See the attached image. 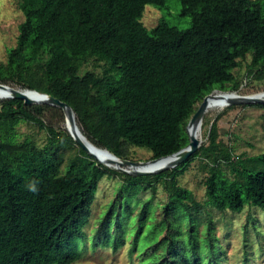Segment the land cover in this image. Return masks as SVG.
<instances>
[{
    "label": "trees",
    "instance_id": "obj_1",
    "mask_svg": "<svg viewBox=\"0 0 264 264\" xmlns=\"http://www.w3.org/2000/svg\"><path fill=\"white\" fill-rule=\"evenodd\" d=\"M180 1L181 13L191 15V25L183 29L162 19L151 28L141 21L146 3L161 7L165 0H18L23 20L15 44L0 62V81L66 101L82 132L120 157L129 158L130 145L146 147L152 158L172 153L188 143L185 125L203 96L213 88H237L234 68L248 53L250 72L264 76V0ZM91 57L108 67L80 74ZM47 110L64 122L58 106L0 99V264L77 260L86 237L83 226L104 175L122 178L98 226L102 241L113 245L121 242L133 217L130 197L142 188L155 191L157 183L166 193L160 217H152L143 237L144 264L198 263L194 215L207 204L235 211L248 203L264 207V151L235 155L218 138L217 118L210 122L208 142L185 161L134 175L103 164L80 145L61 170L64 152L76 142L64 123L55 127L44 122ZM21 120L46 130L42 145L17 138ZM195 158L207 172L204 201L178 183ZM223 163L233 177L224 175ZM162 229L164 235L153 240Z\"/></svg>",
    "mask_w": 264,
    "mask_h": 264
},
{
    "label": "rangeland",
    "instance_id": "obj_2",
    "mask_svg": "<svg viewBox=\"0 0 264 264\" xmlns=\"http://www.w3.org/2000/svg\"><path fill=\"white\" fill-rule=\"evenodd\" d=\"M18 0H0V62H4L7 49L15 44L18 25L23 20V13L17 4ZM180 0H165L163 6L146 3L141 21L147 28L153 27L158 20H165L169 25L187 28L191 25V15L182 14ZM251 55L248 53L234 68L239 83L235 90L240 94H253L264 91V76L256 78L250 72ZM108 64L94 57L85 60L79 73L94 70L101 73ZM13 86H20L12 81H6ZM259 102L233 103L222 108L206 109L204 114L208 121H202L200 136L202 142H208L210 122L217 118L218 138L230 146L235 155H254L264 151V107L256 105ZM199 104V103H198ZM42 119L45 123H53L55 127L64 122L54 111H44ZM78 123V122H77ZM80 127V126H79ZM82 131V130H81ZM16 135L19 140L30 138L37 144L45 142L46 130L37 124L21 120L16 125ZM78 144L63 154L61 170H64L69 153L75 151ZM128 157L133 160H147L152 153L143 146H129ZM224 175L233 177L234 172L223 163ZM206 169L198 158L193 159L183 173L178 176V183L191 189L196 200L204 201ZM122 178L118 174L104 175L99 180L90 212L83 226L85 239L80 243L81 256L70 264H144L142 248L147 241L144 234L151 224L153 216L162 213V204L166 201V193L160 183L155 191L149 187L142 188L136 195L129 198L132 218H129L127 230L123 233L121 242L113 245L111 241L103 242L98 233L99 220L110 208L111 201L116 197ZM147 201V203H146ZM145 203V204H143ZM140 212L141 221H137ZM187 219L180 221L184 237ZM195 230L199 242V262L196 264H264V207L245 204L241 210H220L211 204L206 209L194 215ZM140 227L138 235L135 229ZM165 230L156 231L152 239L160 238ZM209 240L212 246L209 245ZM145 242V243H144Z\"/></svg>",
    "mask_w": 264,
    "mask_h": 264
},
{
    "label": "water",
    "instance_id": "obj_3",
    "mask_svg": "<svg viewBox=\"0 0 264 264\" xmlns=\"http://www.w3.org/2000/svg\"><path fill=\"white\" fill-rule=\"evenodd\" d=\"M0 88L9 90L11 92V94L0 96V99L14 97V98H21L24 104H28V105L31 103H47V104H52V105L60 107L64 113L65 126L68 132L70 133V135L72 136V138L75 140V142L78 145L84 148L86 152H88L94 158H96L94 153L88 150L86 143L91 144L93 147L97 149L104 150L110 157L107 160L96 158L98 161L102 162L103 164L109 167H113L120 171L131 173L134 175L160 172L162 170L173 168L174 166H177L178 164L185 161L194 151L198 149V147L202 143L201 137L200 138L196 137L194 133L196 130L195 127L197 125H198L197 127H199L200 124H202L203 117H204V114L206 112V107H207V98L213 92L217 90H220L223 92L229 91V90H221V89L213 88L210 92L206 93L203 96L202 100L199 102V104L197 105V108L191 114V116L189 117L185 125V130L189 138L188 143L185 146L179 148L178 150L172 153L162 155L159 157H154V158H150L147 160H133L130 158L120 157L116 155L115 153H113L112 151H110L108 148L94 143L84 134V132L82 134L83 138H81L76 132V122H75L76 114L74 110L72 109V107L66 101H63L59 99L58 97L52 94H49L47 92L39 91L33 88L13 86L9 83L1 82V81H0ZM25 91L35 92L41 95L42 97L39 99H31V98L28 99V97H26ZM255 94L257 93H253V94H240V93L225 94L224 93L223 95L226 100L225 101L226 105L233 104V103L242 104V103H250V102L264 103V99L258 98ZM163 158H169L170 160L164 165H157L156 167H153V168L147 169V168L141 167L142 165L146 164L149 161L152 162V161L160 160Z\"/></svg>",
    "mask_w": 264,
    "mask_h": 264
},
{
    "label": "bare ground",
    "instance_id": "obj_4",
    "mask_svg": "<svg viewBox=\"0 0 264 264\" xmlns=\"http://www.w3.org/2000/svg\"><path fill=\"white\" fill-rule=\"evenodd\" d=\"M26 93V97L31 98V99H39L41 98L42 96L35 93V92H31V91H25ZM231 94V93H237L235 90H229V91H226V92H223V91H220V90H217L215 92H213L208 98H207V107L206 109H212V108H222L226 105L225 103V97L223 94ZM7 94H11V92L9 90H5V89H2L0 88V96H4V95H7ZM258 98L260 99H264V91L262 92H259L257 94H255ZM75 122H76V132L77 134L83 138V132L81 131V128L79 127L76 119H75ZM201 125L199 127H195L196 130H195V136L200 138V128H201ZM193 132V131H192ZM87 145V148L89 151H91L92 153H94L95 157L96 158H100V159H103V160H107L110 156L104 151V150H101V149H97L95 147H93L91 144L89 143H86ZM170 159L169 158H163V159H160V160H156V161H152V162H147L146 164L142 165L141 167L142 168H153V167H156L157 165H164L166 164Z\"/></svg>",
    "mask_w": 264,
    "mask_h": 264
},
{
    "label": "clouds",
    "instance_id": "obj_5",
    "mask_svg": "<svg viewBox=\"0 0 264 264\" xmlns=\"http://www.w3.org/2000/svg\"><path fill=\"white\" fill-rule=\"evenodd\" d=\"M30 190L33 191V192L37 191V189H36V187L34 185H30Z\"/></svg>",
    "mask_w": 264,
    "mask_h": 264
}]
</instances>
